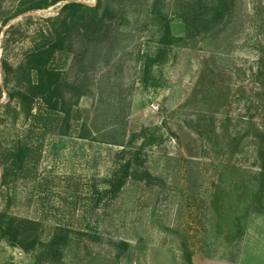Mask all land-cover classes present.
<instances>
[{"label": "rangeland", "instance_id": "rangeland-1", "mask_svg": "<svg viewBox=\"0 0 264 264\" xmlns=\"http://www.w3.org/2000/svg\"><path fill=\"white\" fill-rule=\"evenodd\" d=\"M33 1L0 0V210L39 223L45 241L64 229L63 258L40 264H264V0H233L195 36L180 9L200 0H100L102 40L75 32L53 60L68 121L41 102L27 115L11 96L4 60L19 67L64 4L15 16ZM164 17L173 45L158 42ZM16 144L25 166L2 185ZM0 264L37 263L3 241Z\"/></svg>", "mask_w": 264, "mask_h": 264}, {"label": "trees", "instance_id": "trees-1", "mask_svg": "<svg viewBox=\"0 0 264 264\" xmlns=\"http://www.w3.org/2000/svg\"><path fill=\"white\" fill-rule=\"evenodd\" d=\"M64 2L59 13L47 20V23L36 32L33 46L27 51L25 60L15 70L8 67L4 60L6 73L13 71L15 82L20 88L11 92L12 97H17L24 112L32 114L34 105L41 102L43 107L51 112H62L66 121L70 116V110L65 109L66 89L69 82L63 77L60 69L53 67L55 56L68 51L69 37L73 33L96 35V42H100L101 25L104 16L109 14V7L102 6L100 0L95 6H88L77 0H38L30 3L29 7L15 13L18 16L27 11L44 9L51 5ZM158 2V1H157ZM233 0H203L188 2L180 9L181 18L186 26L188 36L210 31L225 18L232 7ZM157 3L154 10L156 11ZM161 23L160 38L158 42L162 46L173 45L178 39L172 33L170 21ZM9 39V38H8ZM153 61H161L164 58L162 50ZM151 64V61L148 65ZM83 93H78L82 95ZM1 97V96H0ZM125 146L124 143L120 144ZM3 158L2 185H8L16 180L18 173L25 166L27 152L20 144L5 151ZM259 156H264V151H259ZM136 160V153L125 158L111 179L112 191L117 194L131 176V170ZM264 170V158L261 166ZM40 224L28 218H20L9 214L6 210H0V242H7L12 247H20L28 253L35 254L37 264L45 261H59L63 258L65 247L68 245V235H64V229L58 228L55 235L49 241L42 238L39 231Z\"/></svg>", "mask_w": 264, "mask_h": 264}]
</instances>
